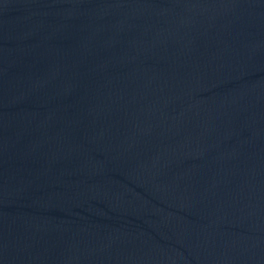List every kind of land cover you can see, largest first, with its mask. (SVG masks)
<instances>
[{"label": "water", "instance_id": "water-1", "mask_svg": "<svg viewBox=\"0 0 264 264\" xmlns=\"http://www.w3.org/2000/svg\"><path fill=\"white\" fill-rule=\"evenodd\" d=\"M0 264H264V0H0Z\"/></svg>", "mask_w": 264, "mask_h": 264}]
</instances>
